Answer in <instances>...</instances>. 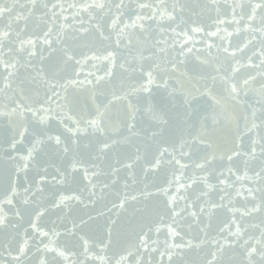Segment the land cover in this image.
Returning <instances> with one entry per match:
<instances>
[{"label":"snow or ice","instance_id":"6c2138e0","mask_svg":"<svg viewBox=\"0 0 264 264\" xmlns=\"http://www.w3.org/2000/svg\"><path fill=\"white\" fill-rule=\"evenodd\" d=\"M0 264H264V0H0Z\"/></svg>","mask_w":264,"mask_h":264}]
</instances>
